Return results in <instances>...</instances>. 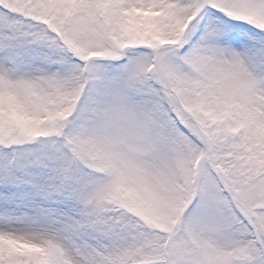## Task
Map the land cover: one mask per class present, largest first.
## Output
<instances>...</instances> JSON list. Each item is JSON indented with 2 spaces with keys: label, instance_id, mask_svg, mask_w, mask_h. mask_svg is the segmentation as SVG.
Instances as JSON below:
<instances>
[{
  "label": "snow or ice",
  "instance_id": "snow-or-ice-1",
  "mask_svg": "<svg viewBox=\"0 0 264 264\" xmlns=\"http://www.w3.org/2000/svg\"><path fill=\"white\" fill-rule=\"evenodd\" d=\"M0 264H264V0H0Z\"/></svg>",
  "mask_w": 264,
  "mask_h": 264
}]
</instances>
